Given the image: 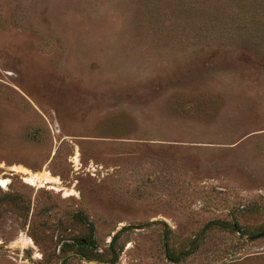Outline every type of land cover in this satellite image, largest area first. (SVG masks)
Returning a JSON list of instances; mask_svg holds the SVG:
<instances>
[{
	"label": "rangeland",
	"instance_id": "obj_1",
	"mask_svg": "<svg viewBox=\"0 0 264 264\" xmlns=\"http://www.w3.org/2000/svg\"><path fill=\"white\" fill-rule=\"evenodd\" d=\"M263 233L264 0H0V264H264Z\"/></svg>",
	"mask_w": 264,
	"mask_h": 264
},
{
	"label": "bare ground",
	"instance_id": "obj_2",
	"mask_svg": "<svg viewBox=\"0 0 264 264\" xmlns=\"http://www.w3.org/2000/svg\"><path fill=\"white\" fill-rule=\"evenodd\" d=\"M17 168L19 169L20 173H23L26 176H28V177L25 178L27 182L34 181V180H36L37 178H39L41 176L43 179L47 180L48 183L61 184V181L58 178H55V177L51 176L50 173H48V172H46V174H44V173L33 174V173L29 172L26 169H23V168H20V167H17ZM1 183L5 185L6 184V180H2L1 179ZM70 195H71L70 193L66 194V196H70Z\"/></svg>",
	"mask_w": 264,
	"mask_h": 264
},
{
	"label": "trees",
	"instance_id": "obj_3",
	"mask_svg": "<svg viewBox=\"0 0 264 264\" xmlns=\"http://www.w3.org/2000/svg\"><path fill=\"white\" fill-rule=\"evenodd\" d=\"M85 219V218H83ZM87 224H89V226L92 228V231L94 230L93 229V226L91 223L88 222V220H86ZM212 225V224H211ZM120 234H117L114 238H113V241L112 242H116V240L118 239ZM90 244H91V247H90ZM69 246V244H67ZM85 249H89V250H92V252H95V249H94V242L92 241V238L90 240H88V243H84L82 245V247H80V249L78 250V253H80L83 257H89V255L86 254V252H84ZM65 251V250H64ZM90 259V258H89ZM119 260V256L118 254L117 255H114L112 257L111 260H109L108 262L111 263V264H116ZM104 262V261H102Z\"/></svg>",
	"mask_w": 264,
	"mask_h": 264
},
{
	"label": "water",
	"instance_id": "obj_4",
	"mask_svg": "<svg viewBox=\"0 0 264 264\" xmlns=\"http://www.w3.org/2000/svg\"><path fill=\"white\" fill-rule=\"evenodd\" d=\"M262 238H264V233L259 235V236H257L255 239H262ZM76 255L79 256L78 254H76Z\"/></svg>",
	"mask_w": 264,
	"mask_h": 264
}]
</instances>
